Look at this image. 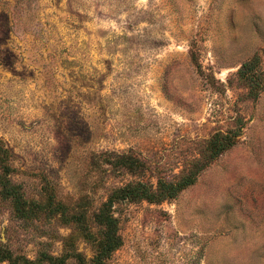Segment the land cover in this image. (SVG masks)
Segmentation results:
<instances>
[{
  "label": "rangeland",
  "instance_id": "374dc122",
  "mask_svg": "<svg viewBox=\"0 0 264 264\" xmlns=\"http://www.w3.org/2000/svg\"><path fill=\"white\" fill-rule=\"evenodd\" d=\"M190 175L115 198L110 264H264V0H0V244L93 264L82 220L45 210L98 234L123 187Z\"/></svg>",
  "mask_w": 264,
  "mask_h": 264
},
{
  "label": "trees",
  "instance_id": "16d2710c",
  "mask_svg": "<svg viewBox=\"0 0 264 264\" xmlns=\"http://www.w3.org/2000/svg\"><path fill=\"white\" fill-rule=\"evenodd\" d=\"M230 144H232V137L226 135L225 143L217 144L216 150L221 151ZM195 180L196 176L190 175L188 178L185 177L177 182L161 180L157 188H152L145 183H136L123 187L114 193L107 201H105L101 205L98 212L95 213L94 219L101 226V230L98 234L90 228L87 221L88 217L84 212L81 213L83 216L77 217V215H75V213L68 206L62 203L56 204L45 211L46 213L48 211L50 216L61 222L64 221V218L73 220L75 223L77 218L81 219L82 224L79 226L80 230L90 240L94 247L95 254L92 258L93 264H110L108 260L121 244V239L118 234L117 219L112 211L115 198H127L131 200L148 199L151 201H159L176 196L186 186L193 184ZM4 182L7 183L8 181L6 180ZM4 192L7 196H12L18 202L21 200L20 195L22 193L19 191V188L8 186L7 191L5 187ZM16 206L18 213L22 216H37L40 214V211L36 210L35 207L28 206V202L26 200L22 202L21 207L18 204ZM69 243V238H65V246L69 245ZM46 258L52 262V264H65L67 255L63 253L60 255H47ZM0 260L9 261L12 264H40L42 262L40 257L30 259L26 256L16 255L3 244H0Z\"/></svg>",
  "mask_w": 264,
  "mask_h": 264
}]
</instances>
